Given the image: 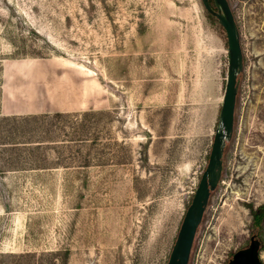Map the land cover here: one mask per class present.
Returning a JSON list of instances; mask_svg holds the SVG:
<instances>
[{
    "label": "rangeland",
    "instance_id": "obj_1",
    "mask_svg": "<svg viewBox=\"0 0 264 264\" xmlns=\"http://www.w3.org/2000/svg\"><path fill=\"white\" fill-rule=\"evenodd\" d=\"M228 2L236 125L189 264L252 235L264 264V0ZM228 67L201 0H0V264H167Z\"/></svg>",
    "mask_w": 264,
    "mask_h": 264
},
{
    "label": "water",
    "instance_id": "obj_2",
    "mask_svg": "<svg viewBox=\"0 0 264 264\" xmlns=\"http://www.w3.org/2000/svg\"><path fill=\"white\" fill-rule=\"evenodd\" d=\"M204 9L216 17L224 29L229 55L228 77L219 124L198 188L183 218L176 242L167 264H189L195 238L204 219L212 193H214L223 175L224 155L227 144L232 141L235 131L239 76L244 70V56L238 25L228 0H201ZM261 243L252 238L247 249L238 251L231 264H263L259 257Z\"/></svg>",
    "mask_w": 264,
    "mask_h": 264
},
{
    "label": "trees",
    "instance_id": "obj_3",
    "mask_svg": "<svg viewBox=\"0 0 264 264\" xmlns=\"http://www.w3.org/2000/svg\"><path fill=\"white\" fill-rule=\"evenodd\" d=\"M210 3L212 5L213 9L216 10L213 0H210ZM204 11H205V15L207 17V20H208V23L210 24V26L213 29H215L216 31H222L223 34L225 35V31L221 27V25L219 24L218 19L216 17L212 16L211 14H209L205 9H204ZM240 76H239V78H240ZM239 96H240V92H238L237 104L239 103ZM235 125H236V118H235ZM228 144H227V146H228ZM225 153H226V150H225ZM253 217H254L255 224L259 226L264 221V206L260 207L256 212H254Z\"/></svg>",
    "mask_w": 264,
    "mask_h": 264
},
{
    "label": "flooded vegetation",
    "instance_id": "obj_4",
    "mask_svg": "<svg viewBox=\"0 0 264 264\" xmlns=\"http://www.w3.org/2000/svg\"><path fill=\"white\" fill-rule=\"evenodd\" d=\"M220 183H221V182H220ZM219 185H220V184H219ZM252 238H254L256 241H259V242L261 243V246H260V252H259V257L261 258L260 253H261V250H262V241L259 239V237H258L257 235H252V236L250 237V240H249L248 245H247L246 247H244V248L239 249L238 251H240V250H244V249H247V248L250 246L251 242H252ZM238 251H237V252H238ZM237 252H236V253H237ZM236 253H234V254H232V255L230 256V258L228 259L227 264H231V262L233 261L234 256H235Z\"/></svg>",
    "mask_w": 264,
    "mask_h": 264
}]
</instances>
